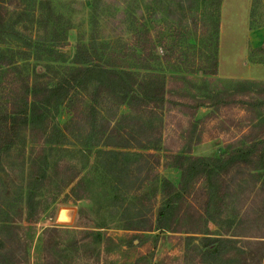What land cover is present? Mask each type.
<instances>
[{"label":"rangeland","instance_id":"1","mask_svg":"<svg viewBox=\"0 0 264 264\" xmlns=\"http://www.w3.org/2000/svg\"><path fill=\"white\" fill-rule=\"evenodd\" d=\"M147 1L16 0L9 6L11 11L34 9L35 14L39 9L41 24L46 19L55 22L57 32L49 28L43 35L51 47L69 56L76 43L90 35L98 39L99 50H111L121 59L135 46L138 58L148 67L140 72L162 75L166 101L141 111L144 128L124 125L133 143L128 133L150 145L118 148L151 155L147 156L150 170L137 180L123 178L126 186L120 192L116 185L127 161L121 158L119 166L112 164L99 150L106 146H85L73 138L59 146L43 145L42 137L36 135L37 140H18L0 158V264H264V172L256 182L250 175L234 182L230 175L223 181L201 177L162 220L165 229L155 228L161 181L167 178L180 185L181 170L174 166V156L188 147L191 155H224L237 127L246 123L241 120L247 107L242 101L249 98L241 93L228 94L227 102L217 106L209 101H219L209 99L193 107L206 98L203 79L212 90L229 77L264 80V0L220 1L215 75L199 70L212 61L213 40L207 38L212 22H207L208 29L202 23L207 14L217 11L214 3L198 0L182 17L176 8L170 15L171 0L152 5ZM145 27L150 38L144 35ZM184 74L186 79L175 77ZM97 107L98 118L131 112L128 105L111 101ZM70 115L67 103L60 102L49 115V125L61 127ZM44 166L55 168L40 179ZM71 173L75 178L64 185V177ZM129 204L134 207H124ZM63 208L73 209L70 221L57 219ZM137 214L147 219L142 225L151 220L150 230L124 228L128 218ZM193 229L199 232H190ZM205 230L224 239L216 255L202 246L200 231ZM105 235L112 240L105 241Z\"/></svg>","mask_w":264,"mask_h":264},{"label":"trees","instance_id":"2","mask_svg":"<svg viewBox=\"0 0 264 264\" xmlns=\"http://www.w3.org/2000/svg\"><path fill=\"white\" fill-rule=\"evenodd\" d=\"M15 1L0 0V73L2 75L0 92H4L0 95V158L10 151L18 140L25 141L26 137L29 141L37 140L33 139L35 135L39 139L42 137L43 145L59 146L66 144L72 138L85 146L102 144L106 147H100L99 150L111 159L112 164L119 166L121 158L127 161L120 170L121 174L116 185V190L120 192L121 188L126 186L123 178L137 180L139 174L150 170L147 159L150 153L118 147L129 148L136 145L147 148L150 145L128 133L135 140L133 143L127 137L124 125L128 123L133 129L144 128L141 111L147 110L145 107L152 108L153 105L166 101L162 75L149 71L140 72V69L148 67L138 58L135 46L132 52L124 54L121 59L111 50L105 49L104 52L99 50V41L94 35L79 40L71 56L51 47L49 39L47 36L44 37L43 32H48L51 28L56 33L58 25L50 19H46L41 24L39 9L35 10L36 14L34 9L29 10L27 7L22 11H11L9 6ZM159 1L162 0H148L147 3L152 5L153 2ZM211 1L217 7V11L207 14L202 27L208 29L207 22H212L213 31L207 37L210 41L213 40V53L210 56L212 61L209 67L194 69L200 68L203 74L215 75L218 69L216 52L221 0ZM40 2L42 3L43 0H38V3ZM197 2L198 0H171L172 4L168 3L169 13L172 16L176 8L182 13V17H186L187 9L194 7ZM193 24L197 26L195 21ZM132 28L134 29L130 27V30H133ZM144 35L147 38L151 36L150 30L146 27ZM54 40L59 38L55 37ZM39 60L42 62L41 65L37 64ZM175 77L186 79V74ZM251 85H256V88L253 89ZM202 86L206 98L196 102L193 108L197 109L209 99L219 101L215 103L209 101L217 106L222 100L227 102L225 98L228 94L231 96L241 93L249 98L247 102L242 101L247 107L241 120L246 123L237 127L239 131L234 135L233 142L227 145V153L224 155L209 157L191 155L188 154L191 151L188 147L174 156L173 164L181 170L180 185L175 186L167 178L161 181V200L155 225L157 229H165L162 220L174 207V203L184 199V193L188 194L190 186L201 177L210 180L217 177L223 181L230 175L234 182L242 179L244 175H250L256 182L264 172V80L227 78L221 85L216 86V90H212L209 82L203 79ZM229 88H233L230 93H228ZM219 97L221 100L218 99ZM109 101L117 105L126 104L131 112L121 113L118 116L112 113L113 119L103 116L98 118L100 109L97 106H104ZM60 102L67 103L71 115L61 127L57 123L49 125V115ZM138 114H140L139 120ZM95 122H98L99 126L95 125ZM151 122L149 116L148 123L152 124ZM192 124L196 128V122ZM146 126L148 127L149 124ZM197 141L199 140H194ZM47 168L41 167L40 179H44L55 167L53 166L52 170ZM38 172L37 169L33 170V173L38 174ZM74 178L75 173L68 174L64 177L63 184H69ZM131 185H127V188H132ZM211 185L215 186L216 183L212 181ZM130 203L134 204L132 201ZM124 207L134 206L129 204ZM138 215L129 217L130 221L124 228L133 231L150 230L151 220L148 225H142L147 219ZM211 218L214 219L215 216ZM190 232L199 231L193 229ZM96 233L99 237L102 236L100 231ZM200 233H202L200 239L202 246L208 253L216 255L224 239L209 236L207 230ZM104 239L112 240V237L105 235ZM0 246L2 247L1 242ZM0 255H2L1 251Z\"/></svg>","mask_w":264,"mask_h":264},{"label":"water","instance_id":"3","mask_svg":"<svg viewBox=\"0 0 264 264\" xmlns=\"http://www.w3.org/2000/svg\"><path fill=\"white\" fill-rule=\"evenodd\" d=\"M73 212L74 211L71 208L60 209V211L57 215V219L59 221H63V222L70 221L72 216H73Z\"/></svg>","mask_w":264,"mask_h":264},{"label":"crops","instance_id":"4","mask_svg":"<svg viewBox=\"0 0 264 264\" xmlns=\"http://www.w3.org/2000/svg\"><path fill=\"white\" fill-rule=\"evenodd\" d=\"M229 78H233V77H229ZM243 78H245V77H243Z\"/></svg>","mask_w":264,"mask_h":264}]
</instances>
